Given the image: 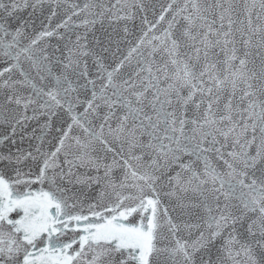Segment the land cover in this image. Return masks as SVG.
<instances>
[{
    "label": "snow or ice",
    "instance_id": "snow-or-ice-1",
    "mask_svg": "<svg viewBox=\"0 0 264 264\" xmlns=\"http://www.w3.org/2000/svg\"><path fill=\"white\" fill-rule=\"evenodd\" d=\"M0 264H264V0H0Z\"/></svg>",
    "mask_w": 264,
    "mask_h": 264
}]
</instances>
